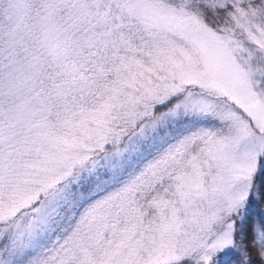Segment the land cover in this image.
Wrapping results in <instances>:
<instances>
[{
	"label": "snow or ice",
	"instance_id": "1",
	"mask_svg": "<svg viewBox=\"0 0 264 264\" xmlns=\"http://www.w3.org/2000/svg\"><path fill=\"white\" fill-rule=\"evenodd\" d=\"M0 264H264V0H0Z\"/></svg>",
	"mask_w": 264,
	"mask_h": 264
}]
</instances>
